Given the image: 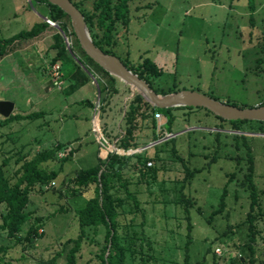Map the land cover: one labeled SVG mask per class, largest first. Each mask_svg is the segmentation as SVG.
I'll return each mask as SVG.
<instances>
[{"label": "rangeland", "instance_id": "1", "mask_svg": "<svg viewBox=\"0 0 264 264\" xmlns=\"http://www.w3.org/2000/svg\"><path fill=\"white\" fill-rule=\"evenodd\" d=\"M75 1L85 12H93V0ZM254 2L252 19L247 0L131 1L128 24H117L114 44L108 48L133 67H138L144 58L154 60L162 70L160 76L152 78L154 88L159 90L168 93L173 92L170 90H194L240 107L258 106L264 101V0ZM47 12V5L39 0H0V38L30 29L35 22L46 20ZM55 31L60 32L51 25L38 37L15 43L0 59V100L14 103L12 113H38L33 119L12 121L0 127V162L11 157L4 166L6 175L13 176L19 166L14 162L17 154L27 152L31 157L56 142L65 144L58 159L42 165L48 170H59L53 189L31 191L25 208L30 219L24 224V231L33 219H38L44 222L38 230L42 236L31 242H16L0 232V243L9 247L7 258L13 264H45L60 252L55 264L63 263L72 246L69 240L75 239L79 232L74 211L84 205L92 194V187L78 197L62 196L58 191L65 190L69 177L77 169L95 165L97 152L101 159L111 152L129 155L146 151L149 156L155 152L161 156L162 160L156 163L159 168L156 180L137 179L135 169L130 167L134 159L123 170V180H129L128 187L135 193L144 215L139 211L133 213L132 202L128 200L123 205L122 216L127 220L133 217L132 233H139L138 223L143 220L142 229L152 246L151 250L144 247L143 251L154 256L150 264H185L188 229L184 204L180 202L182 193L191 198L188 264H210L211 253L207 251L210 246L245 242L249 191L244 175L248 164L245 149L240 141L236 142L233 131L225 125L216 138L214 132L220 129L216 127L218 120L201 109L192 110L189 115L186 110H177L171 127L173 132L165 134L158 142L152 141L149 116L138 120L136 149L125 151L117 147L116 139L124 135V115L133 98L130 87L126 85L127 90L117 95L115 102L118 107L115 120L120 119L123 124L115 127L113 134L106 133L102 126L104 112L100 111L99 85L92 108L76 101L86 95V89L67 96L63 91L65 82L60 88L53 85L52 65L59 64L63 74L71 65L66 61L50 63L56 53L51 47ZM95 31L100 34L99 30ZM66 38L69 41L67 43L64 37L67 50L72 57L76 56L72 37ZM116 94L108 96V103ZM2 118L0 115V120ZM164 124L161 116L156 120L155 131H162ZM256 128L255 123H245L237 132L250 138L254 162L252 178L259 200V208L255 211H261L255 220L254 264H264V135H261L264 133L257 132ZM190 130L193 131L188 133ZM171 137H175V144L165 142ZM64 155H68V159L61 161ZM215 155L216 160L210 162ZM183 162L194 171L189 181L184 180ZM114 187V195L125 196L117 181ZM224 188V207L211 215L219 208ZM4 209L0 204V214ZM228 226L232 232L223 238L226 243L222 244L216 237ZM103 243V227L95 234L87 229L78 261L82 264L93 262L94 253ZM135 247H138V240ZM135 255L134 258L128 256V264H139V255Z\"/></svg>", "mask_w": 264, "mask_h": 264}, {"label": "trees", "instance_id": "2", "mask_svg": "<svg viewBox=\"0 0 264 264\" xmlns=\"http://www.w3.org/2000/svg\"><path fill=\"white\" fill-rule=\"evenodd\" d=\"M47 5L48 12L47 18L57 23L64 34L68 37H72V50L78 58V60L86 67L84 69L69 53L66 48L65 40L62 34L58 31L53 33L52 48L56 50L55 55L52 57L51 65L57 61H66L71 63L70 67L62 74V80L67 81V85L63 90L66 95L71 94L77 88L84 85L90 78L88 72L96 77V81L99 85L100 92V111L105 110V105L108 103V96L118 92L116 88L117 78L109 74L100 65L93 61L80 47L79 42L74 34L71 26L69 16L58 6L49 3L47 0H39ZM82 12L87 27L90 31L91 38L94 44L103 50L105 53L114 54L108 47L114 44V34L116 26L121 23L127 26L129 21V2L135 0H93L92 13H87L79 7V4L75 0H71ZM247 7L250 12V18L253 19L252 13L255 11L254 0H247ZM51 25L45 21L40 20L35 22L30 29L21 31L8 38H0V59L9 53L11 47L19 41L30 40L38 37L45 32ZM99 30L100 34L95 31ZM117 56V55H116ZM118 57V56H117ZM119 58V57H118ZM120 59V58H119ZM124 65L136 73L141 79H144L151 88L157 93H168L165 90H159L154 88L152 83L153 77H158L162 74L161 68L151 58H144L142 63L138 67H133L126 60L120 59ZM102 80V81H101ZM175 91V90H170ZM210 96V95H209ZM211 97V96H210ZM227 103H230L226 101ZM81 104L93 107L94 104L84 99L80 101ZM236 105L234 103H230ZM259 105H264V101ZM201 109L206 114L211 115L213 118L219 121L217 128L214 132L217 138L221 134V128L228 126L233 131V137L236 142H241L245 149L246 161L248 164L247 172L244 175V182L247 183L246 189L249 191V211L246 214L244 223L247 224L248 238L243 243L238 244H225L228 247L235 248L242 253V259H239L241 264H254L255 262V241L257 231L255 230V220L258 213L261 211H255L259 208V200L257 194V187L253 182L254 162L252 148L249 144L250 138L237 131L241 130L242 125L245 123H255L257 125V132L264 133V121L257 120H225L219 116L214 115L206 108L202 107H168L160 108L154 107L147 102L141 95L135 94L132 100L127 106L125 112V132L124 135L116 142L117 147L124 149H136L138 144L136 142V131L139 127L138 120H145L149 116L152 119L153 135L152 141H157L165 136L167 133H172V125L176 119L175 111L186 110V115L192 110ZM156 112L161 113L165 120L164 129L156 132V118L154 114ZM38 116V113L34 114H18L11 113L8 117L0 120V127L9 124L12 121L21 119H33ZM193 130L188 131L192 132ZM174 138L171 137L165 142L174 143ZM65 147L62 142H56L52 147L41 149L28 157V153H19L14 159L15 164L19 166L13 172V176L9 177L5 173L4 166H6L11 157H5L0 162V204L4 205V212L0 214V232H5L8 237L15 239L16 242H31L36 237H41L42 232L38 233V230L44 224L43 221L33 219L31 224L24 231V224L30 219V213L26 211V205L29 201V194L31 191L37 190L39 192L46 191L43 185L54 183L55 179L59 175V170H48L42 165L48 161H54L58 159V153ZM238 147V145H237ZM173 153H175V146L172 147ZM70 153H68L69 155ZM68 155L60 157L61 161L68 159ZM216 155L213 156L210 162L216 160ZM132 162L131 168L135 169L134 175L137 179H150L156 180L159 168L156 163H159L162 159L158 152L153 155H147L146 151L143 154H129L120 155L115 152L108 153L105 159L98 157V162L88 168H79L75 171L74 175L69 177L65 190H59V194L62 196L69 195L71 197H78L88 192L92 187V194L86 199L83 206L75 209V216L78 224V235L75 239H70L72 246L68 249L64 261L62 264H82L78 261L80 256V249L82 243L86 238L87 229H92L94 234L97 233L100 227L104 228V243L101 248L94 253L95 260L88 264H128V256L134 258L135 254H138L139 264H150L154 259L152 253H144V247L148 250L152 249L151 240L143 231L144 222L141 220L138 223L141 230L139 233L134 231L133 217L127 220L123 213V205L126 201L132 202L133 213L139 211L141 216L144 215V210L140 208L139 200L135 193H133L129 187V180H123V170L128 167L130 161ZM150 160L154 161V165H148ZM185 170V179H189L193 176V170L190 169L184 162L182 163ZM118 182V186L122 187L125 193L124 197L114 195L113 189L114 182ZM116 184V183H115ZM244 184V183H243ZM53 186L51 185L49 189ZM225 188L219 198V208L214 210L211 215L221 212L224 207ZM191 198L185 197L182 193L180 202L184 205V211L187 220V240L185 243V255L184 263L188 264V247L191 243V236L189 233L191 223L189 216V205L191 204ZM64 211L63 208H61ZM24 231V233H22ZM232 232L231 226H228L227 230L222 232L216 237V240L222 244L226 243L224 237ZM138 240V247L136 248ZM93 241V239H91ZM136 248V249H134ZM207 251L211 253V263L216 264V257L213 252V248L208 247ZM9 247L0 243V264H13V262L7 258ZM138 252V253H137ZM61 253H56L51 259L47 260L45 264H55Z\"/></svg>", "mask_w": 264, "mask_h": 264}, {"label": "water", "instance_id": "3", "mask_svg": "<svg viewBox=\"0 0 264 264\" xmlns=\"http://www.w3.org/2000/svg\"><path fill=\"white\" fill-rule=\"evenodd\" d=\"M47 1L58 6L69 16L72 29L80 47L94 62L100 65L109 74L128 85L131 90V96L139 94L154 107H202L225 120L239 119L264 121V105L240 107L212 98L198 91L186 89L164 94L155 92L144 79H141L136 73L129 70L116 55L105 53L94 44L82 12L71 0ZM54 26H56L60 33L66 38L61 27L56 23ZM73 57L84 69H86L76 56ZM88 74L93 77L90 72H88ZM13 108L14 103L12 101L0 100V115L3 116V118L8 117L12 113ZM189 129L191 128H188V130ZM156 142H158V140L153 143Z\"/></svg>", "mask_w": 264, "mask_h": 264}, {"label": "crops", "instance_id": "4", "mask_svg": "<svg viewBox=\"0 0 264 264\" xmlns=\"http://www.w3.org/2000/svg\"><path fill=\"white\" fill-rule=\"evenodd\" d=\"M63 82H65V84L67 85L66 81H63ZM97 85H98V83H97L96 79L94 77L90 76L89 80L84 85H82L81 87H79V88H77L75 90V91H77V90H80V89H86V95L80 97L76 101H78L80 103L81 100L88 99L94 104L93 97L97 96V93H96V86ZM116 88L118 89V92H117V94L114 97L111 98L110 103H108L105 106V110H104V114H103V124H102L103 130L106 133H109V134H113L114 133V128L115 127L119 128L120 125L123 124L120 119H118L117 121L115 120L117 117H115L114 113L118 114V111H116L118 107L115 106V102L117 100L116 97H117V95H119V94L123 93L125 90H127L126 89V84L118 79L117 82H116ZM74 92H72L71 94H73ZM71 94H68L67 96H69ZM99 95H100V92H99ZM86 106H88V105H86ZM114 122H116V123H114ZM117 140H118V138L116 139V142H117ZM102 146H104V145H102ZM100 148L98 150H101ZM102 150H103V147H102ZM105 150H106V148H105ZM103 152H104V150H103ZM97 153H98L97 154L98 157H100L99 152H97Z\"/></svg>", "mask_w": 264, "mask_h": 264}, {"label": "built area", "instance_id": "5", "mask_svg": "<svg viewBox=\"0 0 264 264\" xmlns=\"http://www.w3.org/2000/svg\"><path fill=\"white\" fill-rule=\"evenodd\" d=\"M50 25L55 24L54 21L50 20L49 18L46 17V20ZM66 42L69 43L68 39L65 38ZM62 71H61V66L59 64H54L52 65L51 68V80L54 86L60 88L63 80H62ZM161 113L156 112L154 114V117L156 119L161 118ZM148 165H151V162H148ZM54 183L51 182L50 184L43 185L44 189H49L51 185ZM213 252L216 257V264H241L239 262V259H242V253L241 251L235 249V248H230L226 245H217L213 248Z\"/></svg>", "mask_w": 264, "mask_h": 264}]
</instances>
